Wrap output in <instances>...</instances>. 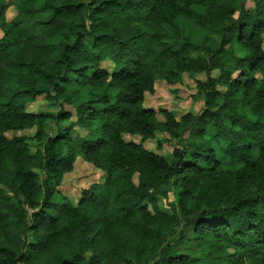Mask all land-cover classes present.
I'll return each instance as SVG.
<instances>
[{
	"label": "trees",
	"instance_id": "obj_1",
	"mask_svg": "<svg viewBox=\"0 0 264 264\" xmlns=\"http://www.w3.org/2000/svg\"><path fill=\"white\" fill-rule=\"evenodd\" d=\"M0 29V264H264V0H0ZM184 75L200 113L144 107ZM78 158L107 178L74 205Z\"/></svg>",
	"mask_w": 264,
	"mask_h": 264
},
{
	"label": "rangeland",
	"instance_id": "obj_2",
	"mask_svg": "<svg viewBox=\"0 0 264 264\" xmlns=\"http://www.w3.org/2000/svg\"><path fill=\"white\" fill-rule=\"evenodd\" d=\"M254 3L252 1H247L246 8L252 10L254 8ZM193 37L195 39L202 40L199 29L195 26L192 27ZM104 68H107L111 73L114 71V65L111 62L105 63ZM204 76H198L196 78H191L189 76H184L181 84H176L175 86H170L166 82L158 79L156 81V92L154 95H148L146 97V108L154 109L159 114L161 110L167 109L173 111L180 118L187 112L200 113L204 102L197 100V90L195 80H203ZM60 107L50 108L51 112L57 113ZM46 101L43 98H39L35 103L29 106V111L39 112L46 111ZM65 110L68 112H73L76 115L74 109L70 107H65ZM161 117V116H160ZM162 118V117H161ZM55 129V127H52ZM76 133L80 134L79 129H76ZM74 134V136L76 135ZM25 134L26 136H33L35 131L23 132V133H8L6 137L11 138L13 136H21ZM124 139L126 142H140L139 137H133L125 135ZM34 148V144H30ZM145 148L148 151L154 152L157 155L163 156L165 158H170L172 153L176 149H180L181 145L175 140L171 139L169 135L157 134L156 139L152 141H147L144 144ZM160 146V147H159ZM107 175L104 172L97 170L91 164L86 163L83 159L78 158L74 170L72 173L65 176L64 184L60 188V192L64 194L68 199L72 201L71 198L76 201H72L76 205L85 191H88L91 186L95 184H104L106 181ZM175 202V197L173 194H169L168 199L162 201L161 208L169 215H171L170 204Z\"/></svg>",
	"mask_w": 264,
	"mask_h": 264
},
{
	"label": "crops",
	"instance_id": "obj_3",
	"mask_svg": "<svg viewBox=\"0 0 264 264\" xmlns=\"http://www.w3.org/2000/svg\"><path fill=\"white\" fill-rule=\"evenodd\" d=\"M19 17V13H18V11H17V7H16V4L15 3H9V4H7V9H6V20H7V22H11V21H13V20H15V19H17ZM21 32L24 34V35H28V34H37V33H39L40 32V29L35 25V24H33V23H30V24H28V25H26L24 28H22L21 29ZM3 32H2V30L0 29V38L1 37H3ZM192 54H194V55H198L199 53L198 52H193ZM184 76H186V75H184ZM188 76V75H187ZM198 76H204V75H198ZM198 76H195V78L196 77H198ZM190 77V76H189ZM205 77V76H204ZM213 77L214 78H218L219 77V73L218 72H214V74H213ZM184 78V77H183ZM162 80V79H161ZM203 80H205V79H203ZM162 81H164V80H162ZM165 82V81H164ZM155 92H156V84H155ZM155 94V93H154ZM153 94V95H154ZM148 95H151V94H146L145 95V102H146V97L148 96ZM152 96V95H151ZM197 100H200L199 98H196ZM145 102H144V107L146 108V105H145ZM201 102H202V100H201ZM204 104V103H203ZM146 109H148V108H146ZM204 109V106H203V108H202V110ZM154 110V109H153ZM165 110H167V109H163V110H161V111H165ZM201 110V111H202ZM154 111H156V110H154ZM157 112V111H156ZM188 113V112H187ZM186 114V113H185Z\"/></svg>",
	"mask_w": 264,
	"mask_h": 264
}]
</instances>
